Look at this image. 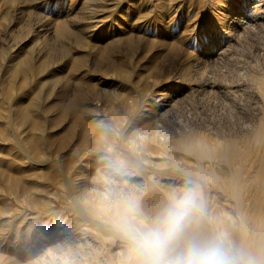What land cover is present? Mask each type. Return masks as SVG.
<instances>
[{"label":"rangeland","instance_id":"rangeland-1","mask_svg":"<svg viewBox=\"0 0 264 264\" xmlns=\"http://www.w3.org/2000/svg\"><path fill=\"white\" fill-rule=\"evenodd\" d=\"M60 24L70 31L64 40ZM25 58L34 71L22 78L12 66ZM0 81L13 102L0 83L9 136L0 163H15L24 185L14 196L0 187V264H131L120 199H133L147 223L159 200L186 188L197 192L195 215L235 216L248 195L255 209L242 213L263 239L254 253L264 264V0H0ZM77 95L75 112L54 119ZM32 101L42 142L20 125ZM14 133L24 147L38 139L40 162Z\"/></svg>","mask_w":264,"mask_h":264},{"label":"bare ground","instance_id":"bare-ground-1","mask_svg":"<svg viewBox=\"0 0 264 264\" xmlns=\"http://www.w3.org/2000/svg\"><path fill=\"white\" fill-rule=\"evenodd\" d=\"M92 8V7H91ZM91 14V12H90ZM94 14V13H93ZM93 16V15H92ZM70 34V31L67 30V27L64 24H60L58 26V35L64 40L67 38V36ZM66 41V40H65ZM69 52H65V54L67 55ZM26 57V56H25ZM33 60V59H32ZM73 66H80L82 63V56H78L75 59H73ZM15 66V65H14ZM12 66L15 69V73L24 75L25 73H28V71L32 70V65L30 62V59L25 58L23 59L20 63H18L16 65V67ZM37 69V68H35ZM41 69V68H40ZM38 70V69H37ZM34 69L31 71L33 72ZM41 70H38V72H40ZM36 74V72H34ZM27 75V74H26ZM25 75V76H26ZM33 75V74H32ZM22 78H25L24 76ZM1 85L3 86V93H1V98L2 100L8 101L9 105H12V101L9 98V94L8 91L5 89L3 81H0ZM22 85V84H21ZM24 85V84H23ZM22 85V86H23ZM63 85V84H62ZM21 86V87H22ZM64 86V85H63ZM37 87V86H35ZM69 89V87H66ZM61 89V86H60ZM83 89V88H82ZM39 90H41L39 88ZM65 91L62 89V92ZM75 92V91H74ZM38 94V93H37ZM159 96L161 98H165L167 96L166 90L165 89H161L158 92ZM39 95V94H38ZM13 96V95H12ZM17 97V95H15ZM41 96V94H40ZM39 99V98H38ZM79 99V95H77L75 98H71L70 102L68 104H66L65 106H63V110L61 111V114H58L54 117V119L56 117L61 118V116L72 109L73 106V102H77ZM86 100V99H85ZM59 101V100H58ZM17 102V101H16ZM23 102V101H22ZM31 102V101H30ZM33 102V101H32ZM37 102V101H36ZM41 102V101H40ZM21 103V101H20ZM25 103V102H24ZM7 104V102H6ZM15 104V103H14ZM26 104V103H25ZM24 104L23 108L21 109L20 112H18V116L20 115V125L21 126H30L32 128H36L40 131V135L41 137H39L40 141L42 142L44 140H46V137L44 136V127H43V119H41L40 117H37L36 114L33 115V112L31 111L32 108L35 107V103H27L26 105ZM43 104V103H41ZM59 104H61L59 102ZM63 104V103H62ZM40 105V104H39ZM13 106V105H12ZM56 106V105H54ZM4 107V105L2 106ZM38 107V106H37ZM36 107V108H37ZM39 110V109H38ZM34 111V110H33ZM37 111V110H36ZM35 111V112H36ZM59 111V110H58ZM72 112L74 111L71 110ZM79 111V110H78ZM75 112V111H74ZM71 113V112H70ZM80 113V112H78ZM76 112V114H78ZM39 114V112H38ZM74 115V114H73ZM84 115V114H83ZM17 116V114H16ZM40 116V114H39ZM81 116V114H80ZM73 117V116H71ZM4 118V117H2ZM11 119H15L14 115L12 116ZM53 119V121H54ZM72 119V118H71ZM79 117L78 115L74 116V121L78 122ZM84 120V119H83ZM13 125V129L15 130V123L12 124ZM84 125V124H83ZM86 125V124H85ZM88 126V124H87ZM25 127V126H24ZM68 127V126H67ZM22 128V127H21ZM2 126H0V142L1 140H7L9 139L8 134H3V130H2ZM5 129V128H4ZM86 130V128H83V130ZM82 130V131H83ZM37 131V130H36ZM67 132V131H66ZM29 133V132H28ZM84 133V132H83ZM66 134V133H65ZM17 134L14 133L13 138L15 139V143L16 145H18L19 150L23 153L24 156L28 157L30 160L38 162L39 160L35 157V154H37L39 152V142L38 139H30L29 141V145L28 147H24V145L22 143H20L18 141V137L16 136ZM72 135V130H69L67 132V134L65 135V138H63L61 140L60 143H58L57 145H63L64 144V140L67 138H70ZM11 138V137H10ZM23 138V137H22ZM26 138V137H25ZM23 138V139H25ZM86 138V137H85ZM69 140V139H68ZM26 141V140H25ZM66 141V140H65ZM59 142V141H58ZM14 143V144H15ZM27 143V142H26ZM25 143V144H26ZM62 143V144H61ZM66 143V142H65ZM45 144V142H44ZM4 145V144H3ZM13 146V145H12ZM26 146V145H25ZM57 147V146H56ZM10 148V146H9ZM65 148V147H64ZM62 148V149H64ZM56 149V148H55ZM16 150V149H15ZM11 155V152H10ZM8 156H9V152H8ZM7 156V157H8ZM39 156V155H38ZM11 157V156H10ZM9 157V158H10ZM8 159V158H7ZM1 160V158H0ZM11 160V159H10ZM9 160V161H10ZM1 162V161H0ZM40 162V161H39ZM57 162V161H56ZM15 163L14 164H2L0 163V187H5L7 189H10V191H8L10 194H17V189L21 188L23 185V180L22 177L17 175L16 169H15ZM240 168H243V166H241ZM248 168L245 169V171ZM16 172V174H14ZM234 172V171H233ZM248 172V171H247ZM236 173V172H235ZM244 176H246L245 172L243 174ZM233 180V179H232ZM232 180L230 181L231 186H233V189L235 188L234 185V180H233V184H232ZM0 188V189H1ZM153 192V191H152ZM250 193V192H249ZM251 195V194H250ZM14 196V195H13ZM18 196V195H17ZM246 197V195H245ZM253 198V197H252ZM253 200L250 199V197L247 195L245 201L236 206L235 208H237V213L234 215H230L227 218H223V217H218L215 216L216 215V210H215V215L212 214H200V215H194L189 222L187 223L184 231L182 232L181 236L177 239V241L174 244V253L173 254H178L180 253L186 246V244L184 243V241H181V237L186 238V243H188L189 241H198L200 243H207L209 241H216L218 243L221 244L222 248L224 249V251L227 253L229 260L231 261V264H257L256 260H255V254L254 251L258 248L254 247L256 246L255 243L258 241L260 244V241L262 243L263 239H260L257 236L256 233V229L257 227L255 226V223L253 221L252 214L251 216H248L250 213H253V211L251 212V208L252 207V202ZM76 205V202H75ZM166 206V203L163 200H159L158 201V209H162ZM151 206H149L148 208H150ZM84 207H82L81 205H77L75 207L76 210H78L83 217L88 218L89 220L92 218L90 217L88 214H86L87 212L85 210H83ZM156 208V209H157ZM154 209V208H153ZM249 211L248 215L244 216L243 215V211ZM255 209V208H253ZM229 210V209H228ZM151 211H152V207H151ZM161 211V210H160ZM212 211V210H211ZM86 212V213H85ZM214 212V210H213ZM229 212V211H228ZM141 213V211H140ZM218 213L220 214L221 212L218 211ZM217 213V214H218ZM230 213V212H229ZM229 213H227L229 215ZM218 214V215H219ZM226 215V214H225ZM227 215V216H228ZM254 215V214H253ZM145 216V215H144ZM144 216L142 215V213L140 214V216L138 217V220L145 222L146 220H144ZM224 216V215H223ZM94 219V218H92ZM91 219V220H92ZM93 221V220H92ZM99 229L108 232V233H113L115 234L114 231L110 230L109 228H105L103 225V223H98V221H94ZM100 222V221H99ZM107 227V226H106ZM117 234V233H116ZM115 234V235H116ZM119 236V235H117ZM263 238V237H262ZM126 240V239H125ZM185 240V239H184ZM127 241V240H126ZM125 242V241H124ZM258 244V245H259ZM128 246V245H127ZM129 249V248H128ZM260 250V249H259ZM125 251V250H124ZM127 252V250H126ZM128 253V252H127ZM114 254V253H113ZM130 254V253H129ZM128 255V254H127ZM114 258V257H113ZM115 261V260H114ZM131 262V261H130ZM131 264H139V258L135 257L133 258Z\"/></svg>","mask_w":264,"mask_h":264},{"label":"clouds","instance_id":"clouds-1","mask_svg":"<svg viewBox=\"0 0 264 264\" xmlns=\"http://www.w3.org/2000/svg\"><path fill=\"white\" fill-rule=\"evenodd\" d=\"M108 167L120 174L123 165ZM113 207V194H105L104 210ZM117 219L118 230L129 242L130 250L139 258V264H231L227 253L216 241L200 243L189 241L178 254L174 244L181 236L190 218L199 210L195 188H186L180 195H173L169 203L150 222L138 220L140 209L131 198H121Z\"/></svg>","mask_w":264,"mask_h":264}]
</instances>
